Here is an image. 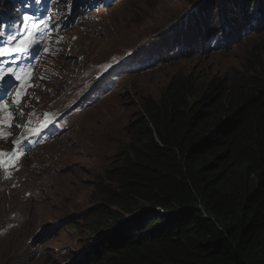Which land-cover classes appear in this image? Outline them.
Listing matches in <instances>:
<instances>
[{
    "label": "clouds",
    "instance_id": "clouds-1",
    "mask_svg": "<svg viewBox=\"0 0 264 264\" xmlns=\"http://www.w3.org/2000/svg\"><path fill=\"white\" fill-rule=\"evenodd\" d=\"M121 1L71 0L69 3V0H6V7L0 5L1 12L6 10L12 13L26 6L38 7L40 10L44 7L50 9L47 22L40 25L48 26L46 35H50V39L40 44V49L34 57L36 64L32 67L35 78L31 83L37 86L29 88L28 95L24 97L23 111L35 112V115H25L22 119L15 120L14 124H26L31 120L29 127L35 130L44 122L45 112L56 114L57 120L56 124L49 125L40 136L33 135L22 145L23 155L19 158V170L12 171L11 179H4V172L0 169V256L7 255L8 262L19 260L28 263L42 260L48 263L52 261V264H107L106 260L116 242L115 230H123L125 228L123 222L132 215L111 198L115 195L112 189L108 190L105 200L99 202L98 208L91 213L87 207L70 216L48 220L36 226L32 232L29 227L33 211L49 198V193L55 188L56 175L66 169L63 165L69 148L77 142V130L90 123L94 114L104 108L113 96L128 89L125 84L128 76L152 71L159 67L160 63L175 56L224 50L230 45L227 34L238 35L240 31L233 28V24L225 15H221L218 23L198 24L199 19L195 20V17L200 14L196 15V8L200 7L203 0H193L191 4L187 3L181 8L177 20L179 24L174 27L173 33L164 35L158 41L144 40L137 44L141 46L134 49H128L124 45L115 46L116 40L120 38L118 32L123 26L119 30L116 29L126 20ZM256 1L259 2L253 0ZM244 4L247 3L237 0V3H232L233 8L229 5L238 20H242L241 11ZM109 8L117 11L114 14L118 19L114 18L113 24L104 26L103 18H99V15ZM91 11L94 14H91ZM235 11L237 12L234 13ZM39 21L40 19L37 23ZM245 23L244 31L249 26L251 31L256 30L262 36L264 13L256 4L253 3L251 15L245 19ZM84 27L87 28L86 32ZM92 28H100L101 32L97 34L100 35L99 39H94L95 42L91 43ZM106 28L109 30L105 31ZM111 29L116 30L113 36H109ZM166 29L167 27L162 32ZM260 39L261 37L258 38L260 47L256 46L253 49L250 46V56L245 60V66L251 73L239 75L235 70L234 73L228 70L215 72L214 58L200 61V66L203 65L201 71L207 70L210 64L212 72L209 70L201 74L200 82L191 86V91L212 94L213 97L219 98L213 104L207 97L211 105L205 108L206 103L202 104L203 110L209 109L221 116L228 112L226 108H222V104L226 105L230 99L231 88L243 77L252 74L255 67L263 66L264 44L260 43ZM224 43L227 46H223ZM45 46H49L55 54H41ZM171 49L174 52H171ZM163 53H167L168 56ZM102 55L104 58L100 59ZM113 57L116 59L113 60ZM115 62L119 64L116 65ZM205 84L207 86H204ZM213 88H216V91L212 92ZM225 91L226 93L222 94ZM201 96L203 94L199 98ZM6 131H11L13 135L7 140L0 139V150L3 151H11L13 148L11 140L19 137L21 133L27 134L25 128L15 126ZM122 168L123 163L107 172L108 178L116 177L115 185L121 177L119 172ZM196 205L202 210V205ZM156 207L161 214H166L162 211L168 210V207ZM119 215L122 217L119 218ZM79 216L84 219L86 225L87 222L92 223L86 227L90 232L86 246L51 236L55 230L68 225ZM60 252L63 259L55 256Z\"/></svg>",
    "mask_w": 264,
    "mask_h": 264
},
{
    "label": "trees",
    "instance_id": "trees-1",
    "mask_svg": "<svg viewBox=\"0 0 264 264\" xmlns=\"http://www.w3.org/2000/svg\"><path fill=\"white\" fill-rule=\"evenodd\" d=\"M223 1L232 8L237 3ZM209 17L195 20L207 24ZM263 60L231 88L222 116L189 112L193 92L186 76H173L157 99L143 102L142 124L132 133L135 159L126 158L119 192L111 196L132 215L115 230L107 264H264ZM172 202L188 205L179 210L169 207ZM155 206L174 212L161 214Z\"/></svg>",
    "mask_w": 264,
    "mask_h": 264
},
{
    "label": "rangeland",
    "instance_id": "rangeland-1",
    "mask_svg": "<svg viewBox=\"0 0 264 264\" xmlns=\"http://www.w3.org/2000/svg\"><path fill=\"white\" fill-rule=\"evenodd\" d=\"M210 1L216 2V5L203 0L200 3L201 9L197 13H203L205 16L210 14V24L218 23L221 15H225L226 19L233 24V28H240L239 34L235 35L236 37L227 34L230 43L229 47L206 54L191 53L175 56L160 63L159 67L154 68L152 71L128 76L125 81L128 89L113 96L104 108L94 114L90 123L81 126L77 130V142L69 148L63 165L66 169L56 175L55 188L49 193V198L33 211L32 220L29 224L31 232L36 226L48 220L70 216L83 208L89 207V213H91L98 208L99 202L105 200L109 188H112L113 194L119 192L118 186L114 184L116 177L111 176V178H108L107 172L124 163L126 158L135 159L131 152L134 150V146L131 145V141L134 138L132 133L135 130L134 127L141 123L140 116L143 111V102L147 98L157 99L173 76L181 79L182 76H186L189 79L188 84L190 86L196 85L201 80V74L209 70L212 72L210 64L207 70L201 71L203 65L200 66V61L209 58H214L215 60V72L221 73L222 70H228L234 73L233 70H235L239 75L251 73L250 69L245 66V60L250 56V46L253 49L256 46L260 47L258 38L261 36L256 30L249 33L245 32L243 30L244 21L251 15L253 3L264 13V1L242 0L247 3L244 4V9L241 11L242 20L236 19L233 10L225 1ZM191 2L193 0H122L121 5L124 9L126 20L123 25L116 29L119 30L123 26L118 32L120 38L116 40L115 46L124 45L128 49H134L141 46L137 44L144 40L158 41L164 35L173 33L175 31L173 30L174 27L179 24L177 20L180 17L181 8ZM62 10L65 11L63 7ZM116 12L113 8H109L99 15V18H103L104 26L113 24L114 18H116L114 13ZM1 13L5 14L6 10ZM91 14H94L93 11H91ZM90 16L93 18L92 15ZM194 24L197 23L194 22ZM85 26L89 25L85 24ZM166 27V31L162 32ZM108 30L107 28L105 29V31ZM116 30L111 29L112 32L109 36H113ZM84 31H87L86 27H84ZM100 32L101 30L98 28L96 33H90L93 34V42H95L94 39H99L100 35L97 34ZM95 36L96 38H94ZM163 55L168 56L167 53H163ZM103 58V55L100 56V59ZM115 64L117 65L119 62H115ZM204 86L207 85L205 84ZM226 87L227 81L224 84V88ZM214 91H216V88L212 89V92ZM225 93L226 91L222 94ZM202 94L203 96L199 98ZM207 97L213 104L219 100V98L213 97L212 94L191 93L189 96L190 102L199 99L189 104V112L197 113L203 110L202 104L204 103H206L205 108L209 107L211 104ZM169 161L172 163L171 159ZM182 165L183 163L180 164L181 167ZM235 168L237 169L233 171V175L237 176L239 174L238 166ZM205 171L211 172L212 170L211 168H205ZM252 179L254 181L255 177H251V182H253ZM54 199L56 201H53ZM192 203L194 201L190 202V204ZM198 204L201 205V202ZM182 205L187 206L188 204ZM169 207L168 210L162 212H174ZM144 209L141 208V210ZM156 209L159 208L156 207ZM197 209L199 210V207ZM87 217L85 216V218ZM88 225L90 226L92 223L87 222L86 225L84 219L79 216L74 218L68 225L55 230L51 236H57V238L65 242L80 243L82 246H86L88 235L90 234L86 228ZM55 256L58 259L64 258L62 252L57 253ZM7 257V255L0 256V264H52V261L48 263L42 260L28 263H22L19 260L8 262ZM101 257L103 256L101 255ZM55 262L53 261V263Z\"/></svg>",
    "mask_w": 264,
    "mask_h": 264
},
{
    "label": "snow or ice",
    "instance_id": "snow-or-ice-1",
    "mask_svg": "<svg viewBox=\"0 0 264 264\" xmlns=\"http://www.w3.org/2000/svg\"><path fill=\"white\" fill-rule=\"evenodd\" d=\"M71 0H69V3ZM25 24L28 21L33 23L25 30V35L18 38L16 35L9 34L7 36V43L4 47H0V57L12 56L16 54V60L20 59V54L28 55L35 46L40 45L42 42L46 43L50 39V35L40 36L43 29L40 25L44 24V20H40L38 23L35 21V17L25 15L23 17ZM2 35V33H0ZM62 39V38H61ZM59 42V41H57ZM41 54H55V52L49 47L45 46L42 49ZM113 60L116 58L113 57ZM5 64L8 62L5 61ZM15 64V60L12 62ZM32 65L19 66V67H4L0 65V139L7 140L13 135L11 129L14 126L19 128H25L27 134L21 133V135L11 140L13 148L11 151L0 150V169L4 172V179H11L12 171H18L19 158L23 155L22 145L31 139V136H40L49 125L57 123L56 114L43 113L45 120L35 130H32L29 125L32 121H27L26 124H14L17 119H22L25 115H35L33 113H25L23 111L24 97L28 95V89L36 87L37 85L31 83L35 78V73L32 71ZM111 67V65H108ZM8 77H12L9 80ZM43 78V77H40ZM6 100L4 97H12ZM38 99V98H37Z\"/></svg>",
    "mask_w": 264,
    "mask_h": 264
},
{
    "label": "bare ground",
    "instance_id": "bare-ground-1",
    "mask_svg": "<svg viewBox=\"0 0 264 264\" xmlns=\"http://www.w3.org/2000/svg\"><path fill=\"white\" fill-rule=\"evenodd\" d=\"M93 6V5H92ZM92 9H93V7H92ZM7 18H10L9 16H6L5 17V19H7ZM4 19V20H5ZM11 19V18H10ZM96 31H97V29L96 28H92V33H96ZM234 39V38H233ZM93 42V38H92V40H91V43ZM224 44H226V43H224ZM170 52V51H169ZM171 52H174V50H171ZM201 202V201H200ZM203 204V203H202ZM195 208H197L196 206H195ZM173 209V208H172ZM198 210V209H197Z\"/></svg>",
    "mask_w": 264,
    "mask_h": 264
},
{
    "label": "flooded vegetation",
    "instance_id": "flooded-vegetation-1",
    "mask_svg": "<svg viewBox=\"0 0 264 264\" xmlns=\"http://www.w3.org/2000/svg\"><path fill=\"white\" fill-rule=\"evenodd\" d=\"M170 206L183 207V208H179V209H186V208H184L185 206L177 205L176 203H171Z\"/></svg>",
    "mask_w": 264,
    "mask_h": 264
},
{
    "label": "water",
    "instance_id": "water-1",
    "mask_svg": "<svg viewBox=\"0 0 264 264\" xmlns=\"http://www.w3.org/2000/svg\"><path fill=\"white\" fill-rule=\"evenodd\" d=\"M115 19H118V16H116V18ZM196 198H198V196L197 197H195L193 200H195Z\"/></svg>",
    "mask_w": 264,
    "mask_h": 264
}]
</instances>
